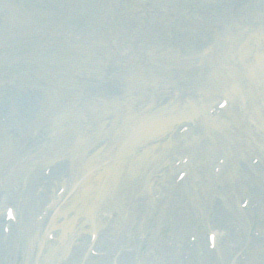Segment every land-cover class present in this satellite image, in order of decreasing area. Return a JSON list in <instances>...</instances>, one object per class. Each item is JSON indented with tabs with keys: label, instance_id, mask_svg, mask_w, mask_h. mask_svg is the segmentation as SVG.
Returning a JSON list of instances; mask_svg holds the SVG:
<instances>
[{
	"label": "rangeland",
	"instance_id": "1",
	"mask_svg": "<svg viewBox=\"0 0 264 264\" xmlns=\"http://www.w3.org/2000/svg\"><path fill=\"white\" fill-rule=\"evenodd\" d=\"M70 1L35 6L42 20L54 14L59 30L64 2ZM25 3L0 0V264H264V146L256 149L252 143L227 154L223 173L221 153L215 152L234 143V132L255 128L251 121L257 119L245 99L239 104L234 99L230 109L240 123L224 132L225 121L214 126L207 118L203 124L213 105L224 107L204 91V83L214 76L223 48L241 40L242 29H264V0H236L243 6L238 11L245 10L238 14L234 0H135L127 5L126 23L103 41L96 34L89 42L70 43L66 39L74 33L65 28L58 32L59 48L39 38L38 50L51 51L54 65L29 49L28 34L14 35ZM17 9L20 17L13 13ZM37 27L45 32L41 21L33 30ZM91 48L96 55L101 52L100 66L92 63L97 58ZM72 57L88 64L75 68L69 64ZM71 73H80L82 81L73 89L67 87ZM222 73L214 76L219 84ZM33 77L52 90H42ZM201 95L207 97V109L198 112L195 121L202 120L190 133L200 136L197 131L205 130L214 137V147L205 150L204 142L192 149L165 146L168 138L175 139V129L183 131L179 123L149 139L163 150L158 147L159 156L146 171L122 170L115 181L117 194L95 210L96 235L90 232L92 222L79 220L70 232L68 253L46 259L51 248L63 243L57 227L63 219L57 216L64 212L68 220L74 215L63 207L76 194L86 163L99 157L94 169L110 160V150L122 144L142 113L178 108ZM182 150L192 155L177 159ZM244 201L247 206L241 207ZM8 206L15 214L11 219L4 216ZM53 218V226L58 225L48 231ZM209 232L216 243L208 241Z\"/></svg>",
	"mask_w": 264,
	"mask_h": 264
},
{
	"label": "bare ground",
	"instance_id": "2",
	"mask_svg": "<svg viewBox=\"0 0 264 264\" xmlns=\"http://www.w3.org/2000/svg\"><path fill=\"white\" fill-rule=\"evenodd\" d=\"M240 38L244 40V33L240 34ZM249 38H251V36L247 35L246 39ZM242 47L244 48L243 45ZM240 51L242 50H238L239 53H242ZM231 52L232 54H235L234 56L237 55L235 50H231ZM241 60L244 62L243 75L245 77L244 80H246L247 83L243 82L239 86L245 90V94L241 91V89L238 88L237 85L234 87L235 90L233 91V94L236 98L241 97V99H243L245 97L244 99L246 101L249 97L252 98L257 96L259 93V89L257 91L256 88L259 87V84L264 78V49L255 53L253 61L247 57H242ZM233 69L234 68L232 66L228 67L226 75H229ZM229 80L230 81L226 80L229 86L236 84L231 82L235 81L233 76H230ZM251 102L254 103V101ZM251 106L253 105L250 103L247 104V107ZM241 107L243 106L241 105ZM174 108L175 107H170V109L166 111L165 115L157 117H153V110H150L142 117V124L139 125L138 123H134L128 132V137L124 138L122 144H120L118 148L110 150V160H108L106 163H102L98 166V168L94 169L93 165L95 164L96 160H99V157H95L93 160H90L88 163H86L84 171L85 176L82 182L76 184L78 185L76 194L72 198L71 203L63 207V211L65 212L73 210L74 215H71L70 219L66 220L65 218L67 214L64 212L60 213L57 217H62L63 221L61 224L57 226V223L55 226H53L56 223V218H53L48 227V231L49 228L53 229L52 227H60L59 235L63 237V243L59 248H51L50 251L45 255L46 259H55L56 257L52 255H56L60 251H62L63 254L68 253V240L70 239V232L75 229V224H77L79 220H84V223L92 222V226H90V232L96 234V227L94 226L93 222L96 221L95 210L97 206L101 205L105 199L111 197L112 194H117V189L116 191L114 190L116 186L115 181L120 179L122 170L126 169L127 167L128 173H139L141 170L146 171L147 165H150V163L153 162V158L155 159V157L159 156L157 149L159 147V151H161L162 147H160L159 143H152L149 141V139L154 138V136L165 134L166 131L172 128L173 124H178L181 121L180 120L178 122V120H176L177 113L173 111ZM199 108L203 109L204 104H200ZM199 108L193 109L192 107L193 110H197ZM257 110L259 111L260 109L258 108ZM185 116L187 119L190 117L187 115ZM233 120L235 123L241 122V118L236 116L233 117ZM224 131H227V129H223L222 132ZM250 134L253 135L251 132ZM233 135H238L241 137L239 131L234 132ZM193 137L194 134L191 132L190 139ZM250 138L251 137H246L243 139L245 142L250 143ZM170 139L171 138H168V143L165 142L163 144H165V146L171 145ZM185 142L190 144V141L187 139H185ZM237 144L239 147L244 146L243 142L241 141H237ZM80 163L83 165L84 160L80 161ZM54 183V180L49 182L47 181V184L50 185V187L54 186ZM60 206L61 204L58 207ZM35 237L37 238V235ZM65 239L67 241H65ZM2 244L3 239L0 238V245L2 246Z\"/></svg>",
	"mask_w": 264,
	"mask_h": 264
}]
</instances>
